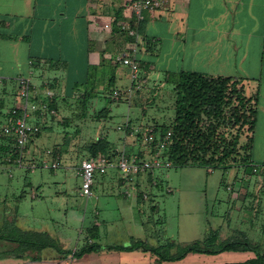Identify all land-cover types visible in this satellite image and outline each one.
Here are the masks:
<instances>
[{"label":"rangeland","instance_id":"374dc122","mask_svg":"<svg viewBox=\"0 0 264 264\" xmlns=\"http://www.w3.org/2000/svg\"><path fill=\"white\" fill-rule=\"evenodd\" d=\"M176 75L165 76L159 69L152 70L148 65L140 64L138 80L134 81L140 87L132 94L128 92L134 83L130 76L111 90L106 81H94L88 88L90 96L87 97L83 90L71 97H66L62 91L51 90L55 93L54 113L48 112L44 116L34 113L31 121L40 123L41 132L28 143L21 165L0 153V224L7 214H16L17 226L22 230L49 235L51 232L54 236L49 237L56 243L60 244L58 239H64L66 249L79 250L90 241L88 228L104 222L103 208L109 206L112 209L108 213L113 214L110 218L119 220V224L102 225V239L95 242L109 245L118 240L119 246L136 247L135 240L139 239H129L132 227L125 222L127 213L122 215L117 207L128 205L130 199L121 197V190L125 189H121L117 179L112 177V167L107 174L96 172L91 197L82 195L83 177L77 171L90 157L89 146L100 137H107L117 147L123 145L126 133L130 132V129L126 131V126L139 128L141 133L148 127H157L162 135L176 116L177 81L173 78ZM128 83L130 85L126 87ZM115 90L120 96L112 101ZM9 101L7 99L10 106ZM105 108L109 116L103 112ZM103 114L107 116L103 117ZM3 122L0 121V128ZM136 135V139L142 137ZM247 135L244 134L243 142ZM53 162L58 163V168L45 166V163L51 165ZM152 172L155 184L147 187L150 197H144L146 200L141 202L139 216L146 223L144 234L139 233L146 247L172 244V253L177 254L181 247L205 241L211 233H218L225 239L224 234L231 227L248 233L252 240L262 243L264 249L263 172L252 175L245 168L233 167L224 171L200 166H171ZM243 175L252 180L249 186L243 184ZM254 179L258 182L253 183ZM243 186L248 187L243 189ZM247 206L253 211L246 210ZM169 237L175 238L176 242L168 240ZM9 248L10 244L0 242V264H30L29 261H8V258L15 259L3 256ZM110 252L118 254H108ZM50 253L57 252L51 250ZM101 253L108 256L103 257ZM98 254L104 264H221L243 262L257 256L252 251L211 255L190 253L181 260L162 262L142 247L130 251L100 250ZM67 259L72 264L97 263L96 258L88 254L76 258L68 255ZM54 261L59 260H38L40 264H65Z\"/></svg>","mask_w":264,"mask_h":264},{"label":"crops","instance_id":"0c3cea01","mask_svg":"<svg viewBox=\"0 0 264 264\" xmlns=\"http://www.w3.org/2000/svg\"><path fill=\"white\" fill-rule=\"evenodd\" d=\"M132 2L0 0L2 124L7 122L11 109L22 104L21 78L30 80L35 99L48 96V92L54 97L55 91L71 97L80 90L87 97L90 96L88 88L94 81L108 83L114 79L117 87L119 81L131 77L130 68L121 63L128 54L143 67L148 65L152 70L159 69L165 76L197 72L238 80L257 111L252 160L259 166L264 165V0H165L157 10L144 11L141 22H136ZM123 25L133 27L136 35L122 31ZM7 99L11 101L10 106ZM33 116L34 113L31 119ZM133 128L126 126V131L130 129V132L126 133L123 145L114 146L117 156L112 158L111 166L112 177L117 179L121 189H125L121 190V197L130 199L128 205L117 206L122 215L127 213L124 219L132 227L130 240L143 239L140 235L144 234L146 223L139 217L140 204L146 200L144 197H150L147 187L155 184L152 171L139 173L133 181H127L121 179L117 164L114 165L123 155L153 157L154 150L143 141L144 133L136 135H142L140 141L132 134ZM244 175L243 184L249 186L252 180ZM257 182L254 179L253 183ZM111 209L105 206L104 222L94 224L100 230V240L102 225L119 224V220L110 218L113 215L108 213ZM245 209L252 210L249 206ZM236 232L230 227L224 234L225 239L232 238ZM262 234L264 236V231ZM50 235L53 234L50 232ZM168 240L176 242L175 238L169 237ZM58 241L65 248V240ZM118 244L117 240L109 245ZM111 253L118 254H108ZM108 254L101 253L103 257ZM101 255L98 252L88 254L96 258V264H104ZM30 257L28 253L24 258H8V261L39 263L30 261ZM153 257L157 258V255ZM54 263L72 264V261L65 259Z\"/></svg>","mask_w":264,"mask_h":264},{"label":"trees","instance_id":"16d2710c","mask_svg":"<svg viewBox=\"0 0 264 264\" xmlns=\"http://www.w3.org/2000/svg\"><path fill=\"white\" fill-rule=\"evenodd\" d=\"M173 78L177 81L176 116L172 125L164 131L173 132L172 144L167 150L172 167L200 166L208 170L224 171L238 167L245 168L249 174H256L254 168L259 165L252 160L251 152L257 111L255 105L246 97L244 86L233 78L210 77L197 72H181ZM115 86L116 81L111 79L108 82V90ZM111 98L114 101V98ZM35 100L41 103L48 102L50 109L55 105L54 97L46 96ZM103 110L108 114V109ZM107 114H103V117ZM245 133H248L247 140L243 142ZM89 151V158L105 155L112 159L117 156L114 146L107 137H100L97 142L92 143ZM1 152L13 162H17L20 156L15 146V137L2 134L0 128ZM260 168V172H264V165H260ZM17 219L16 214H7L0 224V242L10 244L9 250L3 253L5 257L24 258L25 254L29 253L34 261L41 258L65 260L68 255L76 258L100 250L130 251L142 247L143 250H149L157 255L162 262L181 260L190 253L211 255L252 251L257 255L252 259L221 264H264L262 244L252 240L249 234L243 231H237L238 235L230 239H221L218 233H211L205 241L190 243L181 247L179 253L173 254L172 244L167 247H146L142 239L135 240L136 247L104 246L95 242L100 239V230L97 225H93L87 231L89 243L79 250H73L63 248L55 239L49 237L47 232L22 230L17 226ZM51 250L60 256H50L54 254L50 253Z\"/></svg>","mask_w":264,"mask_h":264},{"label":"built area","instance_id":"2783aa9c","mask_svg":"<svg viewBox=\"0 0 264 264\" xmlns=\"http://www.w3.org/2000/svg\"><path fill=\"white\" fill-rule=\"evenodd\" d=\"M165 0H133L131 8L136 19V22H141L144 19V11H155L161 7ZM122 31H128L131 35H136V31L129 25H123ZM122 65L129 67L131 72L132 81L138 80L140 71V64L133 59L130 55H125L121 59ZM20 97L22 104L20 107L12 108L8 114L7 122L2 127V134L15 137V146L20 152L17 162L21 165L23 161V153L33 136L41 132V126L38 123L31 121L33 113H39L44 116L50 111L47 103H38L34 98L33 85L27 78H21L20 81ZM140 83V80H139ZM138 83H132L128 92L132 94L135 89L139 88ZM47 95L52 97L53 94L48 92ZM120 92L113 91L112 97L119 99ZM132 134H141L139 128H133ZM144 135V141L154 150V155L150 159L140 157L138 155H123L117 163L120 177L123 180L133 181L134 177L143 172L153 171L156 168L171 167L172 164L167 156V150L172 144L173 132L167 131L163 135H159L155 127L148 128ZM112 159L109 156L99 155L86 159L82 162L78 169V174L83 177V191L82 195L91 197L93 196L94 177L96 172L102 174L107 173V170L112 166ZM46 167L58 168V163L53 162L51 165L45 163ZM260 166H255L254 172H260Z\"/></svg>","mask_w":264,"mask_h":264}]
</instances>
